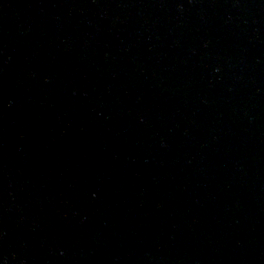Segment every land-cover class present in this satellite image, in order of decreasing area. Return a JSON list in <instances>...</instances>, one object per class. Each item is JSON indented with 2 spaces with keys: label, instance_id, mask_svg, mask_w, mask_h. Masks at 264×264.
I'll list each match as a JSON object with an SVG mask.
<instances>
[{
  "label": "water",
  "instance_id": "water-1",
  "mask_svg": "<svg viewBox=\"0 0 264 264\" xmlns=\"http://www.w3.org/2000/svg\"><path fill=\"white\" fill-rule=\"evenodd\" d=\"M0 264H264V0H0Z\"/></svg>",
  "mask_w": 264,
  "mask_h": 264
}]
</instances>
